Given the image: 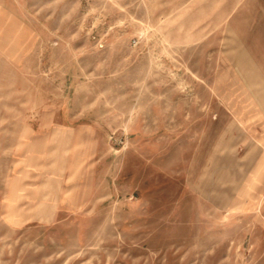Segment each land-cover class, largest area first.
Returning a JSON list of instances; mask_svg holds the SVG:
<instances>
[{
    "label": "rangeland",
    "instance_id": "374dc122",
    "mask_svg": "<svg viewBox=\"0 0 264 264\" xmlns=\"http://www.w3.org/2000/svg\"><path fill=\"white\" fill-rule=\"evenodd\" d=\"M0 264H264V0H0Z\"/></svg>",
    "mask_w": 264,
    "mask_h": 264
}]
</instances>
